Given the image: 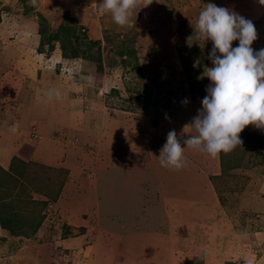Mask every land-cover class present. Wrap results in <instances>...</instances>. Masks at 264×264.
Returning <instances> with one entry per match:
<instances>
[{
    "label": "rangeland",
    "instance_id": "1",
    "mask_svg": "<svg viewBox=\"0 0 264 264\" xmlns=\"http://www.w3.org/2000/svg\"><path fill=\"white\" fill-rule=\"evenodd\" d=\"M99 3L0 0V216L21 234L0 227V264H32V251L40 247L48 249L46 264H84L89 256L91 248L81 251L89 242L79 237L98 233L96 214L91 228L57 202L70 170L58 161L66 156L79 179L91 174L94 180L98 168L113 164L97 173L100 203H108L104 189L113 185L118 192L108 193L112 207L128 230L137 218V194L145 197L136 193L139 184L151 189L159 180L158 208L141 205L150 208L152 229H166L162 206L171 230L179 224L184 238L177 264H264V130L261 136L246 127L242 144L216 158L186 149L187 166L178 171L157 159L170 131L183 146L184 126L201 109L210 85L203 72L213 66L212 43L194 36L199 12L213 3L251 20L258 51L264 48V6L258 0H152L120 27L110 13L98 14ZM51 88L60 92L59 100L48 99ZM112 113L119 119L108 134L102 127ZM50 155V161L39 160ZM214 168L219 174L208 177L206 188L204 175ZM214 199L218 204L210 211ZM72 204L70 212H80L82 204ZM189 204L203 211L194 227ZM176 207L185 212L177 215ZM16 213L39 217V227L28 231ZM140 240L136 248L154 259L152 241Z\"/></svg>",
    "mask_w": 264,
    "mask_h": 264
},
{
    "label": "clouds",
    "instance_id": "2",
    "mask_svg": "<svg viewBox=\"0 0 264 264\" xmlns=\"http://www.w3.org/2000/svg\"><path fill=\"white\" fill-rule=\"evenodd\" d=\"M258 2L264 6V0ZM151 3L152 0H100L97 11L100 16L110 13L115 24L125 27L131 24L135 9ZM194 36L212 43L208 58L213 66L203 72L210 85L201 109L184 126L183 146L175 130L167 134L157 159L169 170L187 166L186 149L216 158L242 144L240 134L246 127L264 130V48L256 51L252 47L258 38L253 22L228 8L208 3L199 12ZM235 41L238 46L233 47ZM47 97L59 100L61 94L51 88Z\"/></svg>",
    "mask_w": 264,
    "mask_h": 264
},
{
    "label": "crops",
    "instance_id": "3",
    "mask_svg": "<svg viewBox=\"0 0 264 264\" xmlns=\"http://www.w3.org/2000/svg\"><path fill=\"white\" fill-rule=\"evenodd\" d=\"M116 119H119V115L117 113H112L110 117L107 118V122H105V126L103 125L102 127V128H105L106 133L109 134L111 131H113L114 126L116 128V125H115ZM251 127L254 129L253 126ZM56 128H59V127L56 126ZM254 130L257 134L262 136L261 130L259 129H254ZM62 136L67 137V135H62ZM105 143H107V141ZM52 158L53 156L50 155V157H42V158H39V160H42V162H45V161L52 160ZM125 158L126 160L129 161L127 157ZM67 161H69V156H66L65 158L61 157L60 160L58 161L59 165L65 164L66 167L70 169L68 171V179L67 181L64 182V186L61 188V193L57 201L59 208L65 209V211L69 212L70 215H73V214H75L76 216L82 215L81 220L84 223L89 224L91 228H95L93 226L94 223L91 222V218L94 217L92 214H96L95 225H97L98 233L95 234V236L91 237L90 239H88L87 237L88 234L86 233L81 234V236L79 237V238L82 237L83 243L89 242L88 245L84 249L81 248L82 252H86L85 250H87L88 248L89 249L91 248L89 256L83 259L84 264H145L144 258L148 259V263L146 264H177V262L181 261L179 255L180 253L183 252L182 238H184L183 237L184 235L179 233L180 231H178L179 230L178 228L179 224H177L178 220L174 219L176 221V224L178 225L176 227V230L175 231L171 230L169 218L167 217L166 211L163 210L164 207L162 206V211L164 212L166 216L165 217L166 222H167L166 229L163 230L161 227L152 229L150 226H148L149 218L146 216V212H148L150 208H147V206L141 205L143 202H145V205L151 204L155 206V208H158V204L160 203L159 200L163 198V195H162L163 185H161V182H159V180L157 181V184H156L157 186L155 187L153 186L151 189H149V187H147L146 185L139 184L138 191L136 193H138L139 191H142L145 194V197L142 196L143 199L141 201L139 199V195L137 194V198H138L137 199L138 206L136 207L137 208L136 210L137 218L133 220L134 226L133 227L131 226L132 228L128 230L127 228H125L126 225H124L123 223L125 220H123L121 216L120 217L117 216V213H115V208L112 207L114 203L113 197L110 196L108 193L109 191H110V194L118 192V191H115V192L113 191L115 190V187H113V185L105 186V189H104V192L106 191L107 193L105 192L106 196L105 197L103 196V197L108 199V203L107 204L100 203V201L102 200V194L99 191V188L101 190L102 187L101 185H98L99 180H98L97 173L100 171H105V172L111 171L113 164H107L109 166L105 165L101 169L98 168V170H96L97 173L95 174V177L93 180V179H90V176H92L91 174H87L86 176L83 175L81 179L77 178V174H78L77 171L75 169H72V167L69 164H67ZM51 165L55 166V162H52ZM66 167L64 166L63 168H66ZM135 167H138V166H135ZM123 168L125 169V166ZM136 171L139 172L138 170ZM218 174L219 173H217L214 168L211 172H208L207 175H204L205 181H206L205 183L206 188L210 184L208 177L211 178L213 176H217ZM150 190H152V193L150 194V196H147V193ZM72 195L73 197H71L72 198V201H71L69 196H72ZM125 196L126 195H124L123 197L121 196V198L123 199ZM193 201L191 200H189L188 202L186 201V204L191 202L193 205L195 204V202ZM73 202L82 204L81 205L82 208L80 209V212L78 213L70 212L69 206L73 205L72 204ZM99 204L104 205L106 213L103 211V208H100L102 205L99 206ZM212 204H213V209L210 210L208 208V210L210 211L215 210L218 204V200L214 199ZM192 205L191 204L186 205V208L187 207L193 208L191 212L194 214L195 218L192 219V221L189 223V226L193 225L194 227L195 224L199 223V220H201L200 214H202L203 211L197 210L196 207ZM176 212H177V215L181 216L182 213L185 211L184 210L181 211L180 208L176 207ZM83 214H84V217H86L84 219H83ZM177 215L175 214L173 218L177 217ZM126 216L127 215H125L124 217ZM169 232H172L175 236H169L167 234ZM144 236L148 237L152 241L155 247V248L153 247L154 249L151 248V255L153 256L154 259L148 257L142 248H139V249L136 248V245L137 247H140L139 246L140 241H141L140 238ZM131 240H134V242ZM180 242H181V247L179 248L180 249L179 250L178 244ZM47 253H48L47 247H45V249L41 247L37 248V252L32 251V254L30 253L31 257L34 258V261H33L34 263L32 264H42V262L43 264H46L49 258ZM210 254L211 253H209V255ZM262 258H264V256ZM2 261H4V259H2ZM27 261L28 260L25 261V264L27 263ZM213 263L217 264L215 262Z\"/></svg>",
    "mask_w": 264,
    "mask_h": 264
},
{
    "label": "trees",
    "instance_id": "4",
    "mask_svg": "<svg viewBox=\"0 0 264 264\" xmlns=\"http://www.w3.org/2000/svg\"><path fill=\"white\" fill-rule=\"evenodd\" d=\"M8 199H10L11 197H7ZM4 201V200H3ZM3 201H0V202H2V203H0V205H2V204H5ZM16 203H18V202H16ZM5 211L6 212H9L10 210H9V205H7L6 207H5ZM14 216H20V217H24L25 219H26V221H24V220H22V218L21 219H19V220H17V221H22V224L24 225V226H26V229L29 231H33V232H35V230L39 227V224H40V218L39 217H37V218H35V217H33V215L32 216H24V215H20V214H17L16 213V215H14ZM0 227L2 228V229H5V230H10V231H12L11 230V227L9 226V224H6L5 223V221L3 220V217L2 216H0ZM16 231V230H15ZM12 231L13 233L12 234H17V235H21V234H19L18 233V231Z\"/></svg>",
    "mask_w": 264,
    "mask_h": 264
}]
</instances>
